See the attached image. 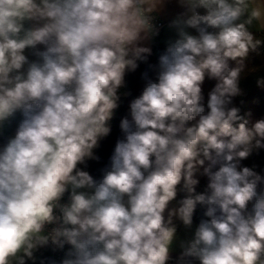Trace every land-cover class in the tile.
Masks as SVG:
<instances>
[{"label": "clouds", "instance_id": "1", "mask_svg": "<svg viewBox=\"0 0 264 264\" xmlns=\"http://www.w3.org/2000/svg\"><path fill=\"white\" fill-rule=\"evenodd\" d=\"M177 2V38L155 79L141 73L95 178L84 169L167 0H0V264H264V176L241 164L264 149V118L250 125L233 103L264 68L246 62L264 43L250 31L264 32V0ZM198 205L205 218L174 255V220L191 229Z\"/></svg>", "mask_w": 264, "mask_h": 264}, {"label": "trees", "instance_id": "2", "mask_svg": "<svg viewBox=\"0 0 264 264\" xmlns=\"http://www.w3.org/2000/svg\"><path fill=\"white\" fill-rule=\"evenodd\" d=\"M258 38H264V32H254ZM164 49H162V52ZM161 52V53H162ZM160 53V54H161ZM160 54H152L146 63H141L140 67L135 73H130L127 75V88L121 89V101L120 106L115 112L114 119L111 121L112 133L102 142V147L98 151V155L101 157L99 162L89 161L87 170L95 178L101 177L100 169L104 167L108 161L109 157L114 149L115 141L117 138L121 137L119 130V121L121 118L128 116L130 118V102L132 99L136 98L142 91L144 86V81L141 79V73L148 71L149 76L155 79V72L149 68V65H156L158 63V57ZM249 67H260L264 65V43H262L255 52H250L246 61ZM264 77V68L255 74L248 75L245 79L241 81L240 87L243 90V95L234 98V105L241 108L240 115L249 119L250 125L257 119L264 118V86L257 85V78ZM216 81L209 80L206 78L205 83L202 86V91L205 96V105L207 103L208 93L215 86ZM251 113L250 116L247 114ZM238 123V122H237ZM249 125V126H250ZM242 166H248L253 168L259 174L264 176V149L254 151L253 154L246 160L241 162ZM83 167V166H81ZM196 178L199 180L197 186V192H205L207 189V180L203 175V169L196 174ZM260 190H264V185L260 186ZM185 194L179 192L177 200L183 198ZM175 203V202H174ZM253 202L249 203V209H251ZM204 209L201 206H197L194 213L193 222L199 223L200 219L203 217ZM177 226V232L179 231L182 222L174 220Z\"/></svg>", "mask_w": 264, "mask_h": 264}, {"label": "crops", "instance_id": "3", "mask_svg": "<svg viewBox=\"0 0 264 264\" xmlns=\"http://www.w3.org/2000/svg\"><path fill=\"white\" fill-rule=\"evenodd\" d=\"M184 11H185V9L179 5L177 0H167V3L165 5V7L163 8V10L159 11L158 13H155V15H157L159 18H161L162 20H164L167 23V25L163 28V30L161 31V33L159 35V43L164 50H165L167 42L169 40H175L177 38L175 30L170 29L168 27L169 23L173 19H175L180 13H182ZM199 11L202 14L204 13L203 9H200ZM187 31L192 35H196L191 29H187ZM250 31L259 32V31H257V27H256L255 22L250 27ZM150 46L152 47V42H150ZM152 54H153V47H152ZM14 127H15V125H13V127L11 129H9L5 135L13 134ZM3 140H4L3 138H0V146H2V144L4 142ZM197 225H198V223L193 222L191 229H188V228H185L183 224H181V227H180L179 231L177 232L178 239H177L176 244L174 245V247H175L174 255H177L180 251L179 246H178L179 240L191 239L194 235V231H195V228Z\"/></svg>", "mask_w": 264, "mask_h": 264}, {"label": "built area", "instance_id": "4", "mask_svg": "<svg viewBox=\"0 0 264 264\" xmlns=\"http://www.w3.org/2000/svg\"><path fill=\"white\" fill-rule=\"evenodd\" d=\"M155 15V14H154ZM154 23L157 25V27H159L160 32L159 35L161 33V31L163 30V28L167 25V23L162 20L161 18H159L157 15H155V21ZM196 35H198V33L196 32L195 29H191ZM209 31H214L213 29H209ZM152 47H153V53L154 54H160L162 52V46L159 43V36L155 37L152 41ZM4 141V140H3ZM67 197H65V200L63 202H66ZM40 255L43 256H54L56 259H59L60 256L62 255V253H52L50 249H43L41 250Z\"/></svg>", "mask_w": 264, "mask_h": 264}, {"label": "rangeland", "instance_id": "5", "mask_svg": "<svg viewBox=\"0 0 264 264\" xmlns=\"http://www.w3.org/2000/svg\"><path fill=\"white\" fill-rule=\"evenodd\" d=\"M206 177V176H205ZM207 183H208V178L206 177Z\"/></svg>", "mask_w": 264, "mask_h": 264}]
</instances>
